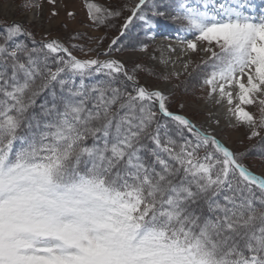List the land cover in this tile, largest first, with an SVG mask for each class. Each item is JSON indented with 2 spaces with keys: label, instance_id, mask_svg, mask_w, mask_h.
Masks as SVG:
<instances>
[{
  "label": "snow or ice",
  "instance_id": "obj_1",
  "mask_svg": "<svg viewBox=\"0 0 264 264\" xmlns=\"http://www.w3.org/2000/svg\"><path fill=\"white\" fill-rule=\"evenodd\" d=\"M43 2L15 6L42 20ZM83 9L96 28L128 12L120 36L133 19L146 36L154 18L179 22L193 37L180 43L208 54L191 67L207 89L201 99L256 143L237 152L171 111L172 75L161 74L164 86L142 83L154 66L115 58L116 39L86 49L85 34L64 41L46 29L37 40L23 21L4 19L0 264H264V9L254 14L251 0H175L171 11L155 0L117 8L84 0ZM149 47L140 41L141 53Z\"/></svg>",
  "mask_w": 264,
  "mask_h": 264
},
{
  "label": "rangeland",
  "instance_id": "obj_2",
  "mask_svg": "<svg viewBox=\"0 0 264 264\" xmlns=\"http://www.w3.org/2000/svg\"><path fill=\"white\" fill-rule=\"evenodd\" d=\"M83 2L84 0H57L55 5H50L47 3V0H44L42 5V20H33V13L25 12L23 9L16 7L15 5L21 3V0H15V3L11 7H4V5L0 4V22L4 19H7L9 22L13 19L23 21V23L36 34L37 40L41 38V33L46 29L51 33V36H58L64 41L68 40L71 33L79 32L85 34L86 37L92 38L86 43V49L97 48L98 45L95 43L97 38L103 40V43L99 45L101 50L106 49L111 41L116 39L117 45H114L113 47H118L120 51L114 52L113 55L115 58L124 61L129 67H131L134 61L143 60L145 63L154 66L156 75L145 76L142 78L141 82H148L151 84L159 83L161 86L165 85L166 82L161 75H166L167 72V68L163 64L165 61H157L156 57L153 60L151 57L157 55L162 56V54H164L166 57L165 59H170V55L176 54V51H170V53H167L169 52L167 51L169 49L162 45L157 39H162L163 43H165L164 40H166V42L167 40H174V42L180 44V40L193 38L188 33L177 30L179 22H173L170 19L162 17L154 18L153 22L155 26L152 31H157V34L150 31L147 32L146 36L145 32L147 31V28L144 26L143 22L133 19V22L124 30L125 34L120 36V29L129 15L128 12H123L120 18L112 21L115 25L114 27H89L85 16V10L83 9ZM91 2L99 3L103 6L110 5L113 8H117L122 4H128L131 6L133 3L137 2V0H91ZM155 2L158 3L160 7L167 8L170 11L175 7V0H155ZM196 3L198 4L199 2ZM70 10L74 11L76 14V19L74 21H69L67 19L66 13ZM52 11H57L58 16L51 17ZM65 23L68 24L67 28L64 27ZM167 29H174L176 31L171 32ZM164 33H169L170 36ZM157 35L159 37H157ZM151 36L157 38L153 39ZM173 36H175L176 39H174ZM140 41H145L150 44L148 53L145 54L139 51ZM73 43H85V41H73ZM192 54L191 67H195V65L201 63L202 60H205L208 57V54L202 50L201 43L199 42L197 51L192 52ZM74 55L79 58H87L84 53L78 50H74ZM201 67H203V65ZM167 84L169 86L168 90L173 92V96L171 97L172 103L169 105L171 111L183 112L192 118L198 125H201L204 128L215 129V135H217V137L227 146L237 152H243L248 149L250 145L256 143V140L250 141L245 138L244 129L236 130L231 128L228 124L225 113L221 112L220 107L211 106L209 102H205L201 99L207 89L201 91L197 72H192L190 69L185 75L179 76V80L175 79V75H172V79L170 82H167ZM176 84H180L181 87L174 88L173 86ZM181 102L185 105L183 109H180ZM216 120L220 121L219 125L214 123ZM256 139L258 140L259 138ZM246 163L252 166L254 171L260 170L259 161L248 160Z\"/></svg>",
  "mask_w": 264,
  "mask_h": 264
},
{
  "label": "bare ground",
  "instance_id": "obj_3",
  "mask_svg": "<svg viewBox=\"0 0 264 264\" xmlns=\"http://www.w3.org/2000/svg\"><path fill=\"white\" fill-rule=\"evenodd\" d=\"M157 40L160 43H162V45L166 46L168 49H169V45H171L172 48L176 49L175 50L176 54L170 55V57H169L170 59H168V58L165 59L166 57L164 54H162V56L161 55L155 56L157 61H161V60L165 61V62H163V64L167 68L166 75H170V74L174 75L177 73L179 74V76L185 75L191 69V66H190L188 71H185L184 70V64L189 62V61L191 62V57L193 56V54H192L193 51L187 50L186 44H181V43L179 44V43L174 42V40L173 41L167 40V42H166V40H164L165 43H163L162 39H157ZM160 43H158V44H160ZM167 51H169L167 53H170V50H167ZM161 66H163V65H161ZM168 87L169 86L167 84V88ZM209 104L211 106H214L211 102H209ZM220 110H221V112L225 113L224 108L220 107Z\"/></svg>",
  "mask_w": 264,
  "mask_h": 264
}]
</instances>
